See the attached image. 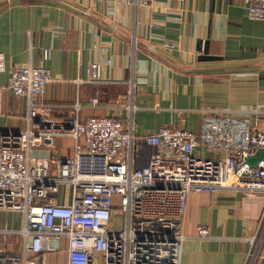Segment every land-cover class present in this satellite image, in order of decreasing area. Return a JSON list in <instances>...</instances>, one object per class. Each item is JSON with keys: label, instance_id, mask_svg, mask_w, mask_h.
<instances>
[{"label": "crops", "instance_id": "0c3cea01", "mask_svg": "<svg viewBox=\"0 0 264 264\" xmlns=\"http://www.w3.org/2000/svg\"><path fill=\"white\" fill-rule=\"evenodd\" d=\"M0 51L8 68L43 65L55 77L29 120L28 98L9 87L8 70L0 72V145L5 134L28 127L56 133L53 145L31 153L33 165L48 159L52 175L75 154L78 141L65 134L75 118L121 120L141 139L140 167L155 154L143 138L163 126L198 134L205 109L241 116L264 110V21L248 15L244 0H0ZM93 63L101 66L99 83L90 81ZM258 127L264 132V119ZM71 196L72 187L62 184L55 202ZM259 213L240 191L190 193L186 213L175 220V232L186 236L181 264H246L251 239L260 238ZM22 225L19 213L0 214L1 227ZM61 244L47 264H67V238ZM256 264H264V241Z\"/></svg>", "mask_w": 264, "mask_h": 264}, {"label": "built area", "instance_id": "2783aa9c", "mask_svg": "<svg viewBox=\"0 0 264 264\" xmlns=\"http://www.w3.org/2000/svg\"><path fill=\"white\" fill-rule=\"evenodd\" d=\"M154 1L121 3L142 6ZM244 1L248 15L264 21V0ZM49 55L45 49L44 57ZM100 68L92 64L91 82H101ZM6 70L12 91L28 98L30 120L42 105L36 99L55 77L43 65L8 68L0 51V72ZM99 101V96L92 99L93 104ZM249 112L241 116L230 108L205 109L198 134L161 127L143 138L155 154L140 167L135 145L141 139L121 120L75 118L65 134L78 141L76 151L59 162L57 175L51 174L48 159L36 166L31 156L34 147L53 145L56 133L28 127L5 134L0 145V214L17 212L23 225L0 226V264H47L51 254L61 251L63 238L68 240L67 264H181L186 236L175 232V220L186 213L190 193L226 189L240 191L260 206V238L256 244L251 239L246 261L256 264L264 241V159L253 167L247 157L264 148V132L258 127L264 110ZM62 184L72 187L65 204L55 202ZM16 237L19 249L11 248Z\"/></svg>", "mask_w": 264, "mask_h": 264}, {"label": "water", "instance_id": "95a60500", "mask_svg": "<svg viewBox=\"0 0 264 264\" xmlns=\"http://www.w3.org/2000/svg\"><path fill=\"white\" fill-rule=\"evenodd\" d=\"M262 159H264V148H260L257 155L248 156L247 162L251 166L256 167Z\"/></svg>", "mask_w": 264, "mask_h": 264}, {"label": "rangeland", "instance_id": "374dc122", "mask_svg": "<svg viewBox=\"0 0 264 264\" xmlns=\"http://www.w3.org/2000/svg\"><path fill=\"white\" fill-rule=\"evenodd\" d=\"M20 239L18 238V241H19ZM16 241H17V237H16V240L14 239V243H15V245H13V246H15V249H19V245L18 244H16Z\"/></svg>", "mask_w": 264, "mask_h": 264}]
</instances>
